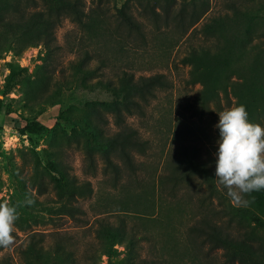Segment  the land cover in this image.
<instances>
[{
	"label": "rangeland",
	"instance_id": "rangeland-1",
	"mask_svg": "<svg viewBox=\"0 0 264 264\" xmlns=\"http://www.w3.org/2000/svg\"><path fill=\"white\" fill-rule=\"evenodd\" d=\"M9 1L0 0V11ZM86 1L88 10L98 3ZM163 1L104 0V20L95 9L88 27L63 21L53 54L28 35L0 30V203L8 201L19 213L15 242L0 250L1 264H27L20 246L34 231L61 232L83 259L78 264H135L124 244H116L113 255L98 249L95 229L103 217L122 216L134 228L140 238L136 264L139 258L167 264L223 260L221 249L210 243L198 250L190 244L189 228L205 217L236 226L242 215L246 229L264 238L255 225V216L264 219V201L242 206L220 197L187 165L179 183L166 177L183 149L216 166L219 111L243 104L249 121L264 127V0H242L237 10L228 0H175L173 14L184 3L202 11L184 29L173 14L167 19ZM124 4L144 23L142 29L116 20ZM123 70L137 77L163 73L169 86L142 113L126 117L149 145L138 156L137 173L131 175L122 162L117 179L94 125L105 134L119 128L106 103L125 98L118 79ZM36 120L45 124L43 133L21 130ZM60 171L67 176L61 185ZM81 181L89 182L84 192L72 185ZM27 198L35 203L25 204Z\"/></svg>",
	"mask_w": 264,
	"mask_h": 264
},
{
	"label": "trees",
	"instance_id": "trees-1",
	"mask_svg": "<svg viewBox=\"0 0 264 264\" xmlns=\"http://www.w3.org/2000/svg\"><path fill=\"white\" fill-rule=\"evenodd\" d=\"M175 0H164L161 7L166 11L167 19L170 18L172 4ZM242 0H228L227 5L234 9H239L238 4ZM184 3L171 16L177 22L180 29L192 26L201 17V12L195 5ZM97 6L87 9L86 0H10L5 11H0V30L5 29L11 32H20L25 36H30L35 42L44 43L50 54L55 52L58 47L57 30L65 19L81 25L90 26V21L94 17L93 10L102 16L104 9V0H98ZM207 6L203 4L202 8ZM154 12L157 13L156 9ZM101 14V15H100ZM116 20L120 23L127 24L134 29H142L144 23L140 22L128 6L124 4L117 8ZM194 52L190 56H185L184 60L192 59ZM89 52H86V61ZM121 89L126 91L125 98L120 102H108V109L116 114V122L119 126L111 134L103 133L99 126L94 125L96 130L102 132V137H98L97 142L102 150L103 157L107 165L115 172L117 179H121L123 164L126 169L137 173L141 165L138 156L143 154L149 145V139L145 138L137 128L127 124V116H131L136 111L143 112L145 105L155 97L159 90L169 86L168 80L163 73H155L152 75L136 76L133 72L123 70L119 76ZM258 123V122H257ZM46 129L45 124L36 120L32 121L21 128L22 131L31 133H43ZM91 151V150H90ZM177 166L173 167L166 176L176 183H179L189 172H182L181 166H189L191 171H198L208 182L211 190L220 197H229L227 189L219 187L218 177L216 176V166L212 168L207 162H199L195 157L190 156L183 149L177 156ZM52 168L57 169L55 165ZM60 178H56L61 185L67 177L64 171H60ZM166 180H161V184ZM88 181L72 182V185L80 188L81 192L88 189ZM260 195L262 199H259ZM254 200L257 203L264 201V189L246 194L244 199ZM68 211L72 209L70 206H64ZM232 215L238 216L233 212ZM242 215L236 219V226L232 223L221 224L211 218L205 217L198 224H193L189 228L188 237L192 247L202 248L206 243H210L213 248H219L222 251L223 260L215 262V264H264V238L254 233L253 229H246ZM256 226L264 231V219L255 216ZM99 225L95 229L98 238V246L102 253L113 255L116 250V244H124L132 253L134 263L136 264V254L139 256V237L133 227H130L126 219L122 216L117 221L109 218H100ZM254 228V227H253ZM61 232L53 231L49 234L42 232H30L26 238V242L20 246V253L24 256L27 264H78L83 262L76 251L73 250L68 239L60 235ZM49 236L52 238L49 239ZM4 247H0V250ZM200 251V250H199ZM86 260L89 258L86 255ZM209 258L205 259L206 264H210ZM204 262V264H205ZM133 263V262H132ZM138 264H167L161 259L139 258ZM1 264V263H0ZM10 264V263H9Z\"/></svg>",
	"mask_w": 264,
	"mask_h": 264
},
{
	"label": "clouds",
	"instance_id": "clouds-1",
	"mask_svg": "<svg viewBox=\"0 0 264 264\" xmlns=\"http://www.w3.org/2000/svg\"><path fill=\"white\" fill-rule=\"evenodd\" d=\"M219 129L216 153V176L228 196L238 205L247 206L246 194L264 189V127L250 122L243 104L233 105L218 112ZM32 205L35 201H24ZM17 206L8 201L0 203V247H9L14 242Z\"/></svg>",
	"mask_w": 264,
	"mask_h": 264
}]
</instances>
